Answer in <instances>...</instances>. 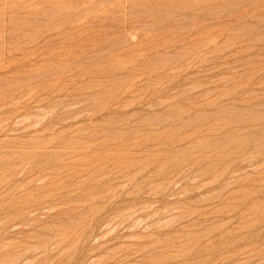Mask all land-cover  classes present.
Returning a JSON list of instances; mask_svg holds the SVG:
<instances>
[{"label":"rangeland","instance_id":"rangeland-1","mask_svg":"<svg viewBox=\"0 0 264 264\" xmlns=\"http://www.w3.org/2000/svg\"><path fill=\"white\" fill-rule=\"evenodd\" d=\"M0 264H264V0H0Z\"/></svg>","mask_w":264,"mask_h":264}]
</instances>
